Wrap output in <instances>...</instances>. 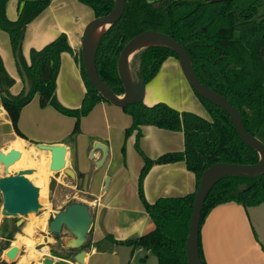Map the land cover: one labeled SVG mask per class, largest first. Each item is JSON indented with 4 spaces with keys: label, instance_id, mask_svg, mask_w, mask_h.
<instances>
[{
    "label": "trees",
    "instance_id": "trees-1",
    "mask_svg": "<svg viewBox=\"0 0 264 264\" xmlns=\"http://www.w3.org/2000/svg\"><path fill=\"white\" fill-rule=\"evenodd\" d=\"M11 1L0 0V28L8 32L21 73L27 75L30 88L26 91L24 87L17 95L10 92L15 78L7 71L0 55L2 104L16 133L26 137L19 128L20 115L23 107L39 94L41 106L52 105L58 111L76 118L69 135L74 141L80 132L81 118L98 102L108 100L89 81L81 49L75 51L64 32L40 49L31 48L30 61L26 60L22 52L26 27L52 0H15V18L9 16ZM79 1L91 7L95 16L106 15L115 6V0ZM147 29L165 32L184 45L190 54L196 76L229 99L242 115L247 131L264 142V0H125L123 16L103 32L95 49L98 72L117 95L124 93L117 69L120 52L131 38ZM64 52L72 53L80 63L87 87L82 104L77 108L65 106L56 93ZM171 56L177 57V53L167 45L154 44L141 48L131 59L133 78L137 81L144 79L147 84ZM197 96L209 111L210 119L193 111L179 110L161 101L153 105L141 101L123 107L133 117L132 125L126 129V136L138 131L136 148L144 158L138 183L139 195L155 228L115 242L151 250L157 256L158 264H189L186 241L196 190L182 196L160 197L154 202L148 201L144 192V178L152 166L185 161L187 168L196 174L198 187L203 172L217 162L248 164L260 160L259 151L241 138L226 109L211 99L199 94ZM146 124L183 132L184 150L166 152L157 158L148 157L139 145L141 126ZM125 151L124 144V155ZM71 202L73 201L69 203ZM228 202H236L244 207L264 204V172L222 176L207 196L201 225L212 208ZM18 230L17 220L12 228L1 227L3 234L9 231L8 239L14 237ZM53 234L56 238L60 236L59 233ZM106 237L113 239L110 233ZM10 244L7 240L0 248V254ZM88 245L89 242H86L79 248L70 247L69 251L77 253ZM262 247L264 250V245ZM198 248L202 263L207 264L200 235ZM17 261L0 264H16Z\"/></svg>",
    "mask_w": 264,
    "mask_h": 264
},
{
    "label": "crops",
    "instance_id": "crops-1",
    "mask_svg": "<svg viewBox=\"0 0 264 264\" xmlns=\"http://www.w3.org/2000/svg\"><path fill=\"white\" fill-rule=\"evenodd\" d=\"M11 2L16 6L15 0ZM15 17L16 14L13 18ZM94 17L93 9L79 0H52L49 6L26 27L22 41L24 57L30 61L31 48L44 47L62 32L67 34L70 45L75 51L81 49L84 28ZM0 55L7 71L15 78L10 92L17 95L25 87V81L13 51L10 36L1 28ZM180 69L177 57L167 58L158 74L146 84L144 102L147 105L160 101L166 102L179 110L193 111L210 119V116L198 112L200 103L191 91L190 85L185 83ZM168 74L178 81L179 86L181 84L189 88L194 97H191L188 102L182 99L172 102L162 97L161 91H159L160 94L156 91L159 89L158 80H162ZM86 92L87 87L82 77L80 63L75 60L72 53H62L57 77L58 99L65 106L77 108L81 106ZM185 105H192L195 108ZM75 122L74 116L64 114L52 105L41 106L39 94H36L23 107L20 115L19 128L26 136L22 137L16 133L12 120L2 104L0 151L20 152L21 157L11 166V173L20 168H32L30 179L40 187L41 191H44V197L50 200L53 196L58 208L62 209L68 203L65 204L66 200L59 195L58 188L53 189L52 183L56 182L58 186L63 184L62 177L67 173L65 170L56 172L50 168L52 152L41 148L39 144L65 145L67 147L66 167L75 172V176L70 177L72 180L80 177L72 187L85 197L81 199L89 205L93 216L92 227L88 234L89 241H87L89 245L84 248L86 251L84 264H119L120 259H123L120 249L122 246L120 247L115 240H126L155 228V223L139 195L138 183L144 158L136 148L138 131L135 130L126 136V129L133 123L132 115L123 107L105 100L98 102L87 115L81 118L80 132L73 141L69 135L73 131ZM98 143L106 148V154L100 147H96ZM124 144L125 155L122 152ZM139 145L148 157L157 158L166 152L184 150V133L156 125H142ZM5 174V166L0 162V177ZM196 188V174L187 168L185 161L155 164L144 178V192L146 199L150 202L160 197L182 196L194 192ZM2 206L3 198L0 191V231L2 223L7 218L3 215ZM256 213L264 215V204L244 207L236 202H228L210 210L199 232L202 252L207 264H264L262 247L264 222L254 224L253 215ZM31 221L38 222L34 235L29 236L35 244L33 247L26 242L19 244L29 247V252L31 250L33 253L27 264H45L44 261L32 260L36 259L34 257L37 252L49 249L48 246L37 249L36 244L41 242V236L48 242L53 237L52 242H58V240L53 233H51L53 237L40 233L45 229L43 220L35 218ZM23 228L24 226L22 230ZM107 233L112 234L113 239L106 237ZM11 246L12 244L2 251V255L0 254V263L6 262L4 256ZM148 251L141 247L131 252L127 247L124 255L127 258L126 252L128 253L130 264L139 253H148ZM75 255L76 252L74 256L54 252L46 257L53 259L50 264H80ZM142 255L145 261L149 258L148 255Z\"/></svg>",
    "mask_w": 264,
    "mask_h": 264
},
{
    "label": "water",
    "instance_id": "water-1",
    "mask_svg": "<svg viewBox=\"0 0 264 264\" xmlns=\"http://www.w3.org/2000/svg\"><path fill=\"white\" fill-rule=\"evenodd\" d=\"M124 12L125 0H115V6L110 13L102 16H95L86 24L83 31L81 44L83 65L89 81L97 88L99 93L109 102L120 107L144 101L146 82L144 79H140L138 81L135 80L131 71V59L135 52L140 50L138 49L137 51H134V49L141 40L146 38L164 42V44L161 45L170 46L176 51L181 71L194 91L202 97L219 103L223 108H225L235 124L241 138L246 143L257 149L260 153V160L257 163L243 164L222 161L211 165L203 172L196 189V197L186 241V254L189 264H203L199 255L198 239L202 211L207 196L213 185L226 174L239 173L255 175L264 172V142L257 136L247 131L242 115L229 99L213 88L207 86L196 76L192 68V62L187 48L171 35L162 31L154 29L144 30L131 38L123 46L118 57L117 69L124 87V93L122 95L115 94L98 72L95 62L96 45L93 49H91V36L93 31L98 26L108 25L109 27L111 24L117 22L123 16ZM23 78L25 81V89L26 91H29V80L25 73H23ZM1 106L2 100L0 99V109ZM39 146L43 149L51 150L52 159L50 162V168L53 171L64 169L68 175L73 177L75 176V172L71 168L66 167L65 155L67 147L65 145L41 143ZM96 147H100L106 154V148L103 145L98 143ZM20 157L21 154L18 151H10L9 153L0 151V162L4 164L6 170V174L0 177V191L3 198L2 212L3 215L7 217L20 216L17 220V225H21L24 221L22 216L28 214L32 210L39 211L43 206L40 202V187L29 177L33 172V169L20 168L11 173V166H13L14 163L20 159ZM217 171L220 174L218 176H214V173ZM92 223L93 216L90 212L89 205L84 202L73 201L66 205L65 208L56 212L50 220L49 230L51 233H61L64 228L67 229L76 237V240L70 244V247L78 248L86 242ZM8 235L9 231H6L5 236L8 237ZM85 255L86 251L82 249L76 253L75 258L80 264H84ZM20 256L21 253L19 246L12 245L9 249H7L4 259L7 262H16ZM142 256L143 255L141 254L140 261L145 262V259L142 258ZM43 261L45 264H50L53 259L51 257H46Z\"/></svg>",
    "mask_w": 264,
    "mask_h": 264
},
{
    "label": "rangeland",
    "instance_id": "rangeland-1",
    "mask_svg": "<svg viewBox=\"0 0 264 264\" xmlns=\"http://www.w3.org/2000/svg\"><path fill=\"white\" fill-rule=\"evenodd\" d=\"M15 9H16L15 3L11 2L10 3V10H9V15H10L11 18H13L14 15L16 14V10ZM180 71H181V69H180ZM164 74H166V72H164ZM181 76L183 77L185 83L188 84V86H189L190 84L187 81V79L185 78V76H184L182 71H181ZM158 86H159V89H156V91H158V92L161 91V96L164 97V98H167L168 100H170L172 102H173V100H178V99H182L185 102H188V100H190L191 97H194V96H192L194 94L196 99H198V101L200 103L199 104L200 105V109H197L198 112L200 114H202V115L210 116V113L207 110L206 106L203 104V102H201V100L199 99V97L197 96L196 92L194 91V89L192 88L191 85H190V89H192L191 91L193 92V94H191L189 88H186V86L183 87V86H181V84L179 86L178 81L175 78H173L170 74H168L162 80H158ZM155 88H157V86ZM159 94H160V92H159ZM185 106H187V107L190 106V108H195L192 105H185ZM63 170L64 169H61L59 171H63ZM59 171H56V172H59ZM62 178H63V181H64L63 184L58 186V184L56 185V182L55 183L53 182L54 184L52 183V187H53L54 190H55V188H58L59 195L66 200L65 204L69 203L70 201L83 202V200L81 198H85V197H83L82 193H80V192L77 193L76 188L72 187L73 184L74 185L76 184V181H78L80 179V177H77L74 180H72L70 175L66 174V176H63ZM64 183H66V184H64ZM59 204H61V203H59ZM42 205L43 206H42V208L39 211H34V213H32V214H26V215L22 216L24 218V221L21 223V225H18L19 230L15 231L14 237L11 238L13 241L17 240V235L19 233L22 236H24V237H29L28 235L24 234V232L22 230V227L25 225V223L27 221L35 219V218L43 220V222H44L45 229H44V231H41L40 233L41 234H46V235L48 234L50 237H53L51 232H50V230H49V223H50V220L53 218V216L56 214L57 210H60V209L58 208L57 201L54 200L53 196L51 197L50 200L47 199V197H46V200H45L44 203H42ZM253 216H254V220H253L254 224L255 223L259 224L260 221L264 222V215H262L261 213H256ZM19 218H20V216L7 217V218H5L4 222L2 223L3 224L2 226L3 227L9 226L10 228H12V226H14L15 221L18 220ZM33 222L36 223L35 224V229H36V225H37L38 222H35V221H33ZM59 234H60L59 238L56 239V240H58V242H52V241H54V239H53L54 237L51 238V241L48 242L47 239L44 240V237L41 236V238H42L40 240L41 242L36 244L37 249H40V248H42L44 246H48V248L50 249V254L51 255L54 252H64V253L65 252H70L69 251L70 244H72V242H74L76 240V237L73 234H71L65 228ZM0 235H3V233L1 231H0ZM88 238H89V236H88ZM88 238H87L86 242L89 241ZM33 242L34 241H32V243ZM5 243H6V241L4 239H0V248L2 246H4ZM119 244H120V247L122 246L120 249H121V255L123 257V259H120L121 261H120L119 264H129L128 263V261H129L128 253L126 252L127 258L124 255V251H126V248L129 247L130 251L134 252L135 250H137V249H139L141 247L134 248L132 245H129L127 243H119ZM12 245L23 246V245H20L19 243H17V244L14 243ZM51 245H53V246H51ZM143 249H145V248H143ZM28 252H29V248L28 247H26V251L22 250V253H26L27 254ZM26 254H23V255H26ZM70 254H71V256H74V251L70 252ZM141 254L148 255L149 258L146 259L145 262H142V261H140ZM42 255H43L42 251L37 252L35 257H34L36 259H32V260L43 262V259H41ZM130 264H158V258L151 250H149L148 253H146V252L145 253H143V252L139 253L138 257L136 259H133V261Z\"/></svg>",
    "mask_w": 264,
    "mask_h": 264
},
{
    "label": "bare ground",
    "instance_id": "bare-ground-1",
    "mask_svg": "<svg viewBox=\"0 0 264 264\" xmlns=\"http://www.w3.org/2000/svg\"><path fill=\"white\" fill-rule=\"evenodd\" d=\"M108 25H100L98 26L92 33L91 36V49H93L96 45V42L98 40V38L101 36V34L107 29ZM151 44H164V42L161 41H157V40H153V39H143L141 40L138 45L136 46V48L134 49V51H137L138 49L145 47L147 45H151ZM220 173L217 171L214 173V176H218ZM46 200V196L44 197V191L40 189V202L44 203ZM46 204V203H45ZM34 213V210L30 211L28 214H32ZM35 224L33 221H27L26 224L24 225L23 228V232L25 235L28 236H32L34 235L35 232ZM19 233L17 235V240L14 241L15 244L17 243H21V242H26L29 245H32L34 242L32 243L33 240H31L29 237H24ZM29 248V247H28ZM31 248V247H30ZM32 251L30 250V252H28L26 255H23L19 260H18V264H27V262L29 261L30 258H32Z\"/></svg>",
    "mask_w": 264,
    "mask_h": 264
},
{
    "label": "built area",
    "instance_id": "built-area-1",
    "mask_svg": "<svg viewBox=\"0 0 264 264\" xmlns=\"http://www.w3.org/2000/svg\"><path fill=\"white\" fill-rule=\"evenodd\" d=\"M0 239H4V240H10V243L11 244H13V240H11V239H8V238H6V237H2V236H0ZM19 248H20V252H21V254H22V250L23 251H26V246H19ZM43 248V247H42ZM41 248V249H42ZM42 257H46V256H51V254H50V249H48V251H42Z\"/></svg>",
    "mask_w": 264,
    "mask_h": 264
},
{
    "label": "flooded vegetation",
    "instance_id": "flooded-vegetation-1",
    "mask_svg": "<svg viewBox=\"0 0 264 264\" xmlns=\"http://www.w3.org/2000/svg\"><path fill=\"white\" fill-rule=\"evenodd\" d=\"M7 227H9V226H7ZM0 236H3V235H0ZM3 237H5V236H3ZM7 238V237H6Z\"/></svg>",
    "mask_w": 264,
    "mask_h": 264
}]
</instances>
